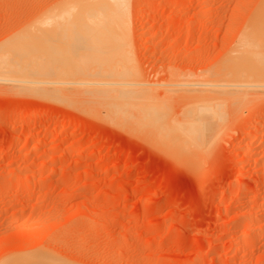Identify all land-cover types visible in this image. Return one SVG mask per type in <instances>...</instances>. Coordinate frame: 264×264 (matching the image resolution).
Masks as SVG:
<instances>
[{
    "label": "rangeland",
    "instance_id": "374dc122",
    "mask_svg": "<svg viewBox=\"0 0 264 264\" xmlns=\"http://www.w3.org/2000/svg\"><path fill=\"white\" fill-rule=\"evenodd\" d=\"M263 6L264 0H0V60L15 69L34 56V65L26 58L24 64L39 68L22 66L42 80L31 90L6 75L13 84L0 62V264L26 256L50 264H264V89L235 103L242 95L228 93L232 80L215 76L228 60L242 59L245 39L264 42ZM258 30L262 35L252 34ZM21 49L15 64L17 54L10 56ZM8 54L13 66L5 63ZM68 66L79 68L72 69L75 81L133 77V88L142 90L137 97L150 96L170 121H184L182 110L205 100H227L228 108L203 149L181 157L125 129L129 123L119 125L105 107L68 104L85 96L50 85L70 75L56 74Z\"/></svg>",
    "mask_w": 264,
    "mask_h": 264
},
{
    "label": "bare ground",
    "instance_id": "6f19581e",
    "mask_svg": "<svg viewBox=\"0 0 264 264\" xmlns=\"http://www.w3.org/2000/svg\"><path fill=\"white\" fill-rule=\"evenodd\" d=\"M263 8H264V6H263ZM67 9V8H66ZM264 20V19H263ZM262 20V21H263ZM261 21H259V22H257L258 23V25L259 24H261L260 23ZM262 23H264V21L262 22ZM261 26V25H260ZM260 26H255L254 28H256V27H260ZM262 27V26H261ZM264 29V28H263ZM258 32L259 33H252V34H261V33H263L264 31H262L261 33H260V31L258 30ZM249 33V32H248ZM247 33V34H248ZM262 35V34H261ZM254 36V35H253ZM256 36V35H255ZM254 36V37H255ZM260 36V35H259ZM257 37V40H258V38H260V39H262L263 37H258V35L256 36ZM248 39V38H247ZM253 40V39H252ZM261 41V43H258L257 41H252V42H249L248 41V43L246 42V39H245V42H246V44H245V42L243 43L244 45H243V50H242V52L240 53V55L242 56H240L239 58H242L241 60L237 57V56H228V57H230V59H233L232 57H234V58H236L237 57V59H239L238 61H236V62H240V63H236V62H233L232 60H228V61H230V62H232L231 64H230V62H226L228 65L226 66L225 65V67L226 68H224V69H226V70H228L227 72H224V69L223 70H220V71H223V72H221V75H220V73L219 74H216L215 73V76H224V78H228V80L229 79H231L232 80V82L231 81H228L229 83H234L235 81H236V83H234L233 85H230L228 82H227V80H222L223 78H221V83L223 82V84H224V82L226 83H228V86H226L229 90L228 91H230V92H228V93H231V92H235V94L236 93H238L237 95L238 96H236V97H239V94L240 95H242V98H239V101H237L238 99H236V100H230V101H233V102H235V103H238V102H243V103H245V99H246V97H247V94L252 90H255V89H259V90H261V89H264V80H262L260 83L259 82H257L259 79H261V78H264V49H262V48H264V47H262V46H264V42L262 41V40H260ZM243 42V41H242ZM241 47V46H240ZM236 48V47H235ZM22 51H24V49H21V51H16V52H18V53H13V54H11V56L10 57H12L13 58V56H14V54H17V58L19 57V54H21V53H23ZM26 52H27V50H26ZM240 52V51H239ZM238 54V53H237ZM236 54V55H237ZM4 55H6L5 57H7V54L5 53ZM24 55V54H23ZM8 57H9V54H8ZM10 57L8 58V60H5V61H7V62H5L6 64L8 63V61H10L9 63H11V64H7V65H12L13 66V63H14V60L16 61L15 62V64L16 63H19V58H18V62H17V58L16 59H12V61L13 62H11V60H9L10 59ZM16 57V56H15ZM14 57V58H15ZM28 58H26V56H25V58H26V60H27V62H28V59H29V57L30 56H27ZM34 56H32V59L34 60V58H33ZM0 58L2 59V58H4L3 56L1 57L0 56ZM25 58H22V61H23V64H22V61H20V66L18 65H15L16 67H14L15 69H16V71H18L19 70V73H17L16 71V75H15V72H14V70L15 69H12L11 67H8L7 68V66H5V64L3 63L4 61H2V60H0V62L2 61V63H3V65L6 67V73L5 74H3L2 75V77H5L6 75L7 76H9V75H11L10 77H12V76H16V80H18V77L20 76V75H22V76H20L19 77V79L20 78H22L23 79V77H25L26 75H24L23 76V71H24V69L26 68V67H28V68H30L31 69V72H33L32 71V69L34 68V67H36V66H33L36 62L35 61H33V60H31V58L29 59L31 62L33 61V62H35V63H31V64H33L32 66H28V64L29 65H31L30 63H28V64H24V61H25ZM39 58V57H38ZM24 59V60H23ZM35 59H37V58H35ZM236 60V59H235ZM234 60V61H235ZM29 61V62H30ZM26 62V63H27ZM2 63H0V65L2 64ZM39 64V63H38ZM235 64V65H234ZM236 64H237V67L236 68H230V67H232V65H233V67H235L236 66ZM22 65H27L26 67L24 66V68H23V66ZM63 65H65L66 66V64H63ZM63 65H62V67H63ZM230 65V66H229ZM240 67H239V66ZM2 66V65H1ZM22 66V67H21ZM38 67H36V68H39V66L40 65H37ZM64 66V67H65ZM229 66V68L227 69V67ZM3 67V66H2ZM17 67L19 68V67H21V69L23 68V71L22 72H20L21 71V69L19 68L18 70H17ZM44 67V66H43ZM58 67H60V66H58ZM58 67H57V69H58ZM62 67H60V68H62ZM68 67H70V70H66V71H60L61 73H56V74H62L63 76L65 75V74H67L68 73V71H70V75H65V78H63L62 77V75H60L59 77H61V78H63V79H61V81H60V79L59 78H54V79H56L55 80V82L56 81H59V82H56L55 84H52L51 82H53V81H51L50 83V85H55V87L57 86V88H55V89H58L59 88V86L61 87V88H63V86H69V88L71 89L72 87H74V88H76L75 89V91H73L74 90V88L73 89H69L68 87H66L65 88V91H66V89L68 88L69 89V91H73V92H76V90H77V92H78V94H79V91H80V93H82V96L83 97H81V98H84V96H85V98L82 100V99H80V95L77 97V96H73L74 97V99L71 97L72 96V94L74 95L75 93H72V94H70L71 96L69 97V94H67V95H65L64 94V96L66 97H69V99L71 100V98H72V101H69V100H67L68 101V104L69 103H71V104H75V105H77L76 107H86V105L87 106H91V107H94L95 105L97 106V105H99V106H102V107H105V109H107V114L115 121V122H117L118 123V121L120 122V124L119 125H121L122 123V125L121 126H123L124 125V123H129V125L132 127V128H130V126L128 125V126H126V127H128V128H125V129H127V130H129V131H131L132 129L133 130H135L136 132H140L141 134H146V135H148L147 137L149 138V140H150V138L152 137V138H155V139H157V140H159L160 142H157V140H156V142L159 144V143H161V145H163V146H165V147H167V148H169L173 153H175L176 155L178 154V153H182L183 154V156H181V157H184V156H187V155H192V154H194L195 152H199V151H201V149H203V147L205 146V144H206V142H207V140L209 139L208 137H207V135L209 134V135H213V134H215L216 133V131L218 130V127H219V125L222 123V121L224 120V111H226L225 110V108L227 107L226 106V104L223 102V101H227V100H223V101H219L218 100V98H217V96H216V98H217V100H215V98L213 99V100H208V101H206L205 100V102H202V104L200 103H198V104H195V105H193V104H191V106L190 105H188L189 107L186 109V111H185V113H184V109L182 110V115H180L181 117H184V121L182 120V122H176V121H170V119H169V117L167 118L166 117V115H168L167 113H165V110H163L162 109V111L166 114V115H164V116H162L163 114H162V112H161V110L159 109V107H161V106H155V105H151L152 103L149 101V99H151V97L150 96H148L149 97V99L146 97V96H144V95H142L141 97H143L144 96V98H140V96H139V98L137 97L138 96V93L140 92V90H138V89H136V87H134L133 88V86L132 85H134V84H132V82L130 83L129 82V80L130 79H132V78H130V79H128V81L127 82H123L125 79H127L128 78V75H126V74H109V75H98V74H96V75H98V77H99V79H98V77H96L94 74H92V75H94V76H92V79L93 78H96V79H93L92 81H91V78H90V81L89 82H87V80L89 79V77H88V79H86V82H84V81H79L80 79L79 78H76V77H74V75H73V73H75V71H78L79 70V68H78V70H75V68H77V67H75L74 68V66H68ZM71 67H73V68H71ZM12 70H11V69ZM27 68V69H28ZM36 68H35V70H36ZM45 68V70H47L46 68H48V67H44ZM55 68V67H54ZM54 68H53V71H56L57 72V69H55L54 70ZM66 68H67V66H66ZM222 68V67H221ZM238 68V69H237ZM1 69H5V68H1L0 67V71H1ZM30 69H28V70H26V71H24V72H26V74H27V76H28V78H27V76H26V78L27 79H30L31 80V77L33 78V76L32 75H30L31 77L29 78V71H30ZM41 70H42V68H40ZM40 69H38V70H40ZM68 69V68H67ZM72 69L73 70H75V71H72ZM9 70H10V72L11 71H13L14 72V74H12V73H10L9 72ZM34 70V71H35ZM37 70V71H38ZM40 70V71H41ZM49 70V69H48ZM88 71L87 69H83V71ZM225 70V71H226ZM4 71V70H3ZM40 71H38L39 73H40ZM31 72H30V74H31ZM65 72V73H64ZM219 72V71H218ZM227 73V74H226ZM34 74H36V73H34ZM69 74V73H68ZM223 74V75H222ZM19 75V76H18ZM71 75H73V77L75 78V79H79L78 81H75V79L73 80V77L71 76ZM90 75V74H89ZM112 75V76H111ZM0 76H1V74H0ZM7 76H6V78H7ZM43 76V75H42ZM69 77V76H71L70 77V80H71V78H72V80L71 81H69V79H67L68 80V82L66 81V77ZM83 76H86V75H83ZM101 76H103L102 78H104V77H106V78H108L107 79V81H104V82H102V81H99L100 80V77ZM107 76H109V77H107ZM111 76V77H110ZM117 79V78H119L120 80H123V81H120L119 79H117L118 81H115L116 79L114 78V77ZM229 76V77H228ZM10 77L9 78H7V79H9V80H11V82L12 81H14V79H10ZM67 77V78H68ZM78 77H80V76H78ZM14 78V77H13ZM26 78H24V79H26ZM36 78H39L38 76L37 77H35V78H33L31 81L30 80H18V81H16L15 80V83L16 82H20L21 84H24L25 86H26V83H28L27 84V89L28 88H30L32 85L31 84H33V86H34V89H35V87H38V85L40 86L41 84H39V82H38V79H37V81H35L36 80ZM41 78V77H40ZM39 78V80H41ZM101 78V79H102ZM106 78H105V80H106ZM109 78L110 79H114V82L112 81V82H108L109 81ZM84 79H85V77H84ZM5 80V79H4ZM81 80H83V77H81ZM96 80V81H95ZM102 80H104V79H102ZM252 80L254 81V83H258L257 85H255L254 83H252ZM1 81H3L2 79H1ZM42 81V80H41ZM64 81H66V82H64ZM95 81V82H94ZM131 81V80H130ZM219 81V82H220ZM4 82V81H3ZM7 82H9V81H7ZM6 82V83H7ZM43 82H44V80H43ZM238 82V83H237ZM13 83V82H12ZM45 83V82H44ZM43 83V84H44ZM215 83V82H214ZM214 83H212V84H214ZM14 84V83H13ZM16 84H18V83H16ZM29 84L31 85L30 87H29ZM38 84V85H37ZM46 84V83H45ZM44 84V85H45ZM48 84H49V82H48ZM47 84V85H48ZM217 84H218V82H217ZM1 85H3V84H1ZM36 85V86H35ZM215 85V84H214ZM224 85H226V84H224ZM13 86V85H12ZM15 86V85H14ZM70 86H72V87H70ZM132 86V87H131ZM221 86H223L222 84H221ZM18 86L16 85V88H17ZM22 88V86L20 85L19 86V88ZM212 87H213V85H212ZM219 87V86H218ZM23 88H26V87H23ZM33 87H31V90H34V89H32ZM39 89H40V87H38ZM41 88H43L42 86H41ZM61 88H59V91L60 90H62ZM220 88V90L221 89H224V88H221V87H219ZM218 88V89H219ZM226 88V89H227ZM68 89H67V93H68ZM217 89V88H216ZM215 89V90H216ZM37 90V89H36ZM35 90V91H36ZM214 90V91H215ZM54 91H56V90H54ZM64 91V90H63ZM142 91V90H141ZM211 91H213V90H211ZM216 91H218V90H216ZM222 91V90H221ZM251 91V92H252ZM262 91V90H261ZM264 91V90H263ZM57 92V91H56ZM56 92H54V93H56ZM223 93L224 92H227V90H225V91H222ZM221 92V93H222ZM250 92V93H251ZM257 92V91H256ZM43 93H45V92H43ZM42 93V94H43ZM61 93L63 94V93H65V92H62L61 91ZM61 93L59 94L60 96H58L57 94V96L58 97H61ZM70 93V92H69ZM220 93V94H221ZM227 93V94H228ZM47 94V93H46ZM46 94H44V95H46ZM49 94H52V93H50L49 92ZM77 93H76V95H78ZM140 94H142L141 92H140ZM210 94V93H209ZM48 95V94H47ZM233 95V94H232ZM50 97H51V95H49ZM64 96H62V97H64ZM219 96V95H218ZM223 96V95H222ZM53 97H55V96H53ZM76 97V98H75ZM221 97V96H220ZM227 97V96H226ZM241 97V96H240ZM55 98H57V97H55ZM213 98V97H212ZM224 98V97H223ZM231 98H232V96H231ZM231 98H228V99H231ZM65 99V98H64ZM129 99L130 100H132V101H129ZM137 99H142V101H139L138 103H135L136 101H137ZM203 99H204V97H203ZM206 99V98H205ZM209 99V98H208ZM58 100H61V99H58ZM63 100V99H62ZM136 100V101H135ZM65 101V100H64ZM63 101V102H64ZM77 101V102H76ZM133 101H135V102H133ZM229 101V100H228ZM248 101V100H247ZM196 102V101H195ZM232 102V104H234ZM191 103V102H190ZM193 103V102H192ZM227 103V102H226ZM229 103H231V102H229ZM229 103H227V105H230ZM243 103H241V104H243ZM67 104V103H66ZM78 104H83L82 106H80V105H78ZM189 104V103H188ZM225 104V105H224ZM231 104V105H232ZM85 105V106H84ZM94 105V106H93ZM193 105V106H192ZM153 106H155V107H153ZM230 107V106H229ZM228 108V107H227ZM226 108V109H227ZM87 109H89V108H87ZM228 114V113H227ZM226 114V115H227ZM184 115V116H183ZM231 115V114H230ZM169 116H170V114H169ZM180 117V118H181ZM240 117H242V116H240ZM163 118L165 119V120H163ZM169 120H167V119ZM75 120V119H74ZM263 120V119H262ZM181 121V120H180ZM122 122V123H121ZM64 123V122H63ZM65 125V124H64ZM63 125V126H64ZM126 125V124H125ZM60 127H62V126H60ZM64 128V127H63ZM60 131H62V130H60ZM60 131H54L53 133L54 134H56V135H60ZM132 133L134 132V131H131ZM135 133V132H134ZM140 133H135V134H137L138 136L140 135ZM145 135V136H146ZM150 136V137H149ZM211 136H209V137H211ZM142 137V136H141ZM208 139H207V138ZM148 138H147V140H148ZM151 138V139H152ZM207 139V140H206ZM153 140V139H152ZM160 146V145H159ZM162 147V146H161ZM167 148H164V149H166L167 150ZM170 150H169V152H170ZM51 160V159H50ZM52 162H53V160H52ZM54 163H55V161H54ZM51 164V163H50ZM50 164H49V166H50ZM46 166V165H45ZM39 256H36V260H37V258H38ZM44 257V256H43ZM28 258V260L31 258V259H33L32 257H28V256H26V258H22L21 257V261H22V259H27ZM31 259L29 260V262L26 260H23V261H25L24 263L26 264V263H28V264H33L34 262L33 261H31ZM36 260H34L35 262H37ZM10 261V260H9ZM20 260L18 261H16V258L15 259H12L10 262L11 263H13V264H15V262H16V264H23V262L22 263H20L21 262ZM40 261H42V260H40V258L38 259V264H50L51 262H45V260H44V262H40ZM33 262V263H32ZM7 263L9 264V262L7 261ZM37 263H34V264H37ZM52 264H56V261L55 262H52Z\"/></svg>",
    "mask_w": 264,
    "mask_h": 264
}]
</instances>
